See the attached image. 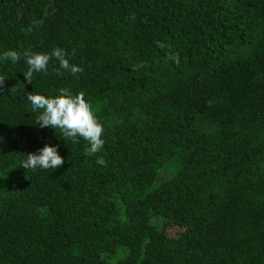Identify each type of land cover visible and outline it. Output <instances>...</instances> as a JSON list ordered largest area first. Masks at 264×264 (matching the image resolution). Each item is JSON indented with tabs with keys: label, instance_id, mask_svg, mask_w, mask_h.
<instances>
[{
	"label": "trees",
	"instance_id": "1",
	"mask_svg": "<svg viewBox=\"0 0 264 264\" xmlns=\"http://www.w3.org/2000/svg\"><path fill=\"white\" fill-rule=\"evenodd\" d=\"M54 48L83 71L0 60V264H264V0H0V53ZM60 88L98 152L36 123Z\"/></svg>",
	"mask_w": 264,
	"mask_h": 264
},
{
	"label": "clouds",
	"instance_id": "2",
	"mask_svg": "<svg viewBox=\"0 0 264 264\" xmlns=\"http://www.w3.org/2000/svg\"><path fill=\"white\" fill-rule=\"evenodd\" d=\"M27 31L31 32L29 26ZM159 47H164L157 42ZM21 58L27 64V71L23 73L27 82L31 83L33 73L47 72V65L51 59L58 61V72H65L75 75L83 71L82 67L71 64L61 48H54L51 53H35L24 50L22 54L14 50H6L0 53V60L7 59L13 64ZM173 62L179 63V58L172 54L170 57ZM4 81L0 77V84ZM27 101L31 105L33 113L39 112L36 123L40 128L50 127L54 130L59 129L61 138H68L76 141L83 138L88 142L86 149L89 153H96L103 147L104 140L102 133L103 126L93 114L90 103L84 99V93L72 94L66 88H60L55 95L28 94ZM63 163L62 157L58 154V145L45 144L35 153L26 155V159L21 161V168L35 171L37 169H56ZM96 163L104 165L102 157H98Z\"/></svg>",
	"mask_w": 264,
	"mask_h": 264
},
{
	"label": "rangeland",
	"instance_id": "3",
	"mask_svg": "<svg viewBox=\"0 0 264 264\" xmlns=\"http://www.w3.org/2000/svg\"><path fill=\"white\" fill-rule=\"evenodd\" d=\"M179 231H181V228L178 226H171L169 229L170 235H176Z\"/></svg>",
	"mask_w": 264,
	"mask_h": 264
}]
</instances>
